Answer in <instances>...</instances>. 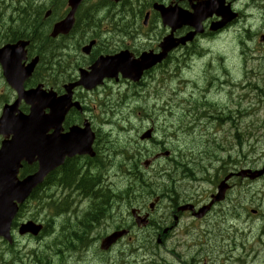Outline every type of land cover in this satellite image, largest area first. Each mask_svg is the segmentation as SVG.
Returning <instances> with one entry per match:
<instances>
[{"label": "rangeland", "instance_id": "obj_1", "mask_svg": "<svg viewBox=\"0 0 264 264\" xmlns=\"http://www.w3.org/2000/svg\"><path fill=\"white\" fill-rule=\"evenodd\" d=\"M29 1L35 6H50L48 0H23L22 8L26 9L25 17L30 12L29 8H25ZM137 1L130 0L122 7H114L106 4L105 0H89L85 3L81 16L84 17L82 14L84 11L94 8L97 18L101 19L100 25L106 26L108 22H105L104 19L109 14L104 13L108 9L117 13L125 12L131 16L133 6H136ZM14 5L18 6L17 3ZM63 11L65 13L64 7L60 6L59 12L62 15ZM133 15H136V12ZM20 16L21 14H16L15 26L20 24ZM140 23L138 17L136 25L139 26ZM152 29L157 36L164 35L165 30L160 25L158 27L154 25ZM79 35L81 34L78 31L74 39L56 43L57 46L64 45L71 49L68 52L70 53L69 59L76 60V67H72L68 73L73 77L78 75V67L84 65L80 59H77L80 52L76 45L84 39L88 41L91 33L84 31L83 37ZM242 35L243 33L234 27L216 38L202 41L205 42L201 44L206 51L204 57L187 58L183 63L172 61L149 74L142 85L132 86L126 82H119L110 83L105 89L103 88L108 91V108H102V110L106 109L107 112L101 114V109L97 108L95 115L98 118V126L103 127V133L108 135V140L104 143V145L108 144V154L112 155L114 160L117 159L132 166L136 164V174L142 175L150 185H158L159 181L155 179L156 173L160 168L171 166L173 159L160 158L153 162V158L157 154L170 152L173 158L186 163L188 160V158L186 160V156L190 157L202 152L203 140L201 142L193 140L199 139L196 133L191 138H187L191 131L184 128L180 133L178 126L183 123L190 124L199 116L200 106L202 107L204 104L203 107L208 112L214 110L213 113L220 117V120L217 121L218 126L213 123L207 132H202V137L208 133H214L211 138L213 139L215 136L216 140L220 141V148L217 152H213L212 147L207 145L205 150H211L214 155H218L222 159H227L230 155L232 157L230 160L233 161L231 167H237V170L262 169L264 166V53H262L264 47L258 46L261 52L256 54V59H242L239 43V37ZM258 41L259 38L256 39V42L253 41V44L257 46ZM140 44L143 46L146 41L137 42L136 49L142 47ZM261 56L263 59H260ZM68 64L69 61L65 60L64 65ZM225 70L229 74L226 78L232 82L233 86L227 85L221 88L218 83H215L213 87L207 85L212 75L224 73ZM204 76H207L206 81H204ZM224 78L220 75V79ZM244 82H251L250 90L242 87ZM255 85L262 89H255ZM201 89H204L202 96L205 99L198 96ZM3 90L4 87L0 83V91ZM1 93L8 94L7 91ZM83 95L85 96L86 93ZM91 95H86V98L89 99ZM192 96L198 97L186 105V100ZM92 105H97V102H93ZM185 105L186 108H184ZM188 107L190 108L189 113H187ZM1 111L2 108H0V115ZM227 117L229 120L225 119ZM153 128L155 129L154 137L150 141H141V136ZM1 140L0 137V143ZM107 152L103 153L104 157H107ZM123 154H125L124 157ZM134 155L136 158L133 160ZM147 161L149 166L148 169H145L144 163ZM114 170L110 172L109 180L117 188L109 186L116 190L124 189L125 180L117 177ZM134 177L135 175H133ZM239 182V180L236 181V183ZM186 183L181 184L183 188L194 187L192 189L195 191L196 188H199L200 192H209L212 188L207 183L188 184L187 181ZM147 190H150V187L142 192L138 190L136 194L139 196ZM156 194L160 196V194ZM246 194L249 195L247 198L249 201L253 198V201L248 205L249 209L264 212V178L255 182H242L236 195L244 197ZM126 198L127 195L121 197L122 200H126ZM154 200L155 195L146 201L136 199V205L147 207ZM33 205L23 211L19 223L26 222L38 215ZM162 207L164 208V206ZM129 210V206L124 201L121 213L126 222H129L127 218ZM49 219L48 214L38 217L39 221H48ZM261 222L260 218L247 216L233 222L231 225L235 224L236 228L231 234L229 243L221 242L220 240L223 238L219 237V240L215 241L218 251L211 254H207L205 250H202L203 247L199 246L200 234L204 227H200L199 233L198 224H191V221L186 218L168 239H163V244L159 247L155 246L159 239L142 240L140 239L142 235L139 232L131 245H127V241H123L110 253L100 254L99 244L101 241L98 242V240L107 235L109 231L114 230L117 223L105 222L98 230L94 229L90 248H81L76 252L67 251L59 241L58 237L62 231H59L60 221H56L52 224L54 233L41 241L31 237L17 236V244L11 250L0 240V264H5L11 258L13 261L20 260L21 257L26 264H45L44 260L49 261L48 264H193L191 262L193 258H196V264H264V246L257 241L260 239H257L259 233L263 234ZM220 226L221 229L227 227L225 224ZM79 229L84 230L85 227L81 226ZM240 245H244V247H240ZM140 247L144 249H140ZM153 248H157L160 252L156 257H152L149 254L151 252L146 251ZM172 250L181 254L178 259L168 254ZM33 251L37 252L33 253ZM201 251L204 253H200Z\"/></svg>", "mask_w": 264, "mask_h": 264}, {"label": "flooded vegetation", "instance_id": "obj_2", "mask_svg": "<svg viewBox=\"0 0 264 264\" xmlns=\"http://www.w3.org/2000/svg\"><path fill=\"white\" fill-rule=\"evenodd\" d=\"M205 0H138L136 3V6H133V10L131 13V16H128V14H125V12H119L112 11L108 9L104 14H109L108 17L104 19L105 22H108V25L101 26L100 18H94L93 16H86L83 20L79 16H76V23H79L80 25V31L81 35L80 37L84 36L85 33H91V36L87 40H83L81 43H79L77 46V49L79 50L80 54L77 56V59H80L84 64L83 66L78 67L79 71L80 69H89L100 57H113L116 55H119L123 52H129L134 58L139 57L143 52L145 51H154L158 52L159 43L162 40V38L170 32V29L164 28L162 25V21L160 18V15L155 11L154 7L157 3L164 5L165 7H171V8H179L182 11L191 12L193 9V6L196 5L198 2H202ZM227 3L230 5L232 11L236 14H238V18L233 21V23L230 25V27H235L240 32H247V33H254V35H251V38L249 42H256V39L259 37H264V0H226ZM14 3H17L18 6H15ZM106 4L114 7H122L125 5L124 3H120L117 5H112L106 2ZM23 0L19 2V0H0V49H3L4 47L8 45H14L20 41H29L31 44H34L35 41L38 43V47L42 45L45 52H53V56L50 57L48 55L47 57V65L44 67L43 64L39 67L40 71L38 73V78L36 79H30L24 83V88L26 90L35 88L37 86H43L44 89L47 90H54L58 96H62L65 94L64 86L66 84L73 83L77 81L78 75L76 77L71 76L68 72H70L72 67H76L75 61H71L69 58L70 56H66L71 49L66 48L62 52L63 55L60 54V46L58 47L56 42L59 43L63 40H72L76 37V34H71L67 37H58L56 40H54V45H52V41L48 39L47 35L44 33L43 24L34 25L31 27V32L28 34V27L24 23L26 13V9L22 8ZM5 9V10H4ZM134 12H136V15H133ZM21 14L19 20L20 24L18 26H15L16 23V14ZM133 16V18H132ZM138 17L140 18V25H136V20H138ZM39 19H35V21H38ZM48 20V19H47ZM219 19L214 17L212 20L207 21L205 24V32L203 34L204 37L206 36H216V34L211 33L209 31L210 24L212 22H216ZM81 21H84V25H81ZM45 23V21H44ZM158 27L159 25L165 30V35L159 37L156 33H154V30L152 29L153 26ZM16 27V28H15ZM229 27V28H230ZM15 28V29H14ZM36 30V31H35ZM84 30V31H83ZM189 32L188 28H181L177 33L175 34L176 37H181ZM99 34V35H98ZM49 36V34H48ZM44 37V39H43ZM47 39V40H46ZM200 40V39H199ZM44 41V42H43ZM47 41V42H46ZM95 41L94 45L90 49L89 53L83 54L82 49L84 46L88 45L90 42ZM139 41H146V44L142 46L141 48L136 49V43ZM264 41V38H263ZM29 45L28 47V60L27 63H29L34 57H37L40 55L37 51H34L32 49V45ZM254 45V44H253ZM261 46H264V42L261 44ZM76 49V47H75ZM186 49L180 48L176 50L173 54L170 55L169 59H172L173 55H175L176 58H178L177 52H184ZM49 54V53H48ZM41 56V55H40ZM68 60L69 64L64 65V61ZM62 74H65L66 81L62 82L60 80V76ZM46 81L48 83H46ZM52 81V82H49ZM121 81V80H120ZM0 83L3 85L4 90L0 91V108H4L6 105H12L17 100V95L15 91L7 84L2 68L0 66ZM110 83H117L115 80L108 81L106 80L102 87H98L93 91H85L83 88H77L74 91L73 95V101H78L82 105V111H78L75 108H72L67 115L66 119L63 122L61 134L65 135L68 134L72 128L79 127V129H83L85 122L88 121L93 129V131L96 134V143L94 150L96 151V157L95 161L98 163V167L96 168L97 173H99L96 177V184L91 188L93 195L96 199L98 198V201H107L105 198L107 197V190L109 189L106 178L108 169L104 168L106 164L108 163V147L107 144L104 145L105 141L107 140V134H104L102 131V127L98 126V118L96 117V110L97 108L101 109V114L106 113V109L102 110V108H108V99L104 95H108L107 90L105 89ZM1 93V92H6ZM86 93L92 94L89 96V99L86 98V95L83 94ZM102 98V100H100ZM93 102H97V105H92ZM19 108H28L24 102L20 103ZM107 152V157L103 156L104 152ZM199 157L202 159L204 167L207 172H212L213 167L209 164L207 160V156L204 151L200 152ZM91 158L88 156L83 157H76L73 159L68 160L70 163H84V166L82 169H73V173L75 175L74 178H80L83 177L86 173L87 166L91 164ZM218 163L223 164V159L218 160ZM118 175V174H117ZM136 180V175H135ZM80 182L77 184V187L81 186L82 178L79 180ZM199 181V178L196 180V182ZM87 182H90V176L87 178ZM194 182V181H193ZM166 184L168 186H172V182L170 183L167 179ZM235 186V185H234ZM233 186V187H234ZM82 187V186H81ZM233 187L232 190H233ZM112 196L116 198V200L110 201L112 204L115 201V204L113 205V208L116 210L115 212L119 213V209L123 206V203L125 200L121 199V195L118 193V190L111 189ZM228 192L226 196V200L228 199V196L230 192ZM115 191V192H114ZM105 192V193H104ZM182 195L180 194H170L167 196L166 201H169L168 204L170 208L165 209L164 212L160 213L159 208L161 204H158L155 208L150 209V202L148 206L144 205H136V198L132 196L130 193L131 200H128L130 208V212L133 209H137L139 211V214L141 216H148L150 219V222L153 221L154 224L165 225V229H168V234L173 233L176 228L181 223V217L183 214L178 213V208L180 206V203H178L179 199ZM194 197V196H193ZM192 204L203 206L204 202L200 201L198 199L191 200ZM224 202V203H225ZM84 203V202H83ZM81 203V204H83ZM148 203V202H147ZM224 203H219L215 205L212 210L209 213V217L216 213V214H225L224 209H221L224 205ZM79 204V206L81 205ZM91 204V203H90ZM92 206V204H91ZM102 206V203H94L93 207H96L97 210L100 209ZM101 210L105 211V207H101ZM99 213V212H98ZM103 213V212H100ZM105 215V214H103ZM120 216V213L115 216V219L118 220ZM122 216V215H121ZM207 218V217H206ZM204 219V221L206 220ZM194 221V219H192ZM200 222H203L200 221ZM136 231V228H134ZM170 234V235H171ZM230 263V262H228Z\"/></svg>", "mask_w": 264, "mask_h": 264}, {"label": "water", "instance_id": "obj_3", "mask_svg": "<svg viewBox=\"0 0 264 264\" xmlns=\"http://www.w3.org/2000/svg\"><path fill=\"white\" fill-rule=\"evenodd\" d=\"M82 2L83 0L69 1L71 11L65 20L54 26L51 34L53 38L59 35H68L71 32L75 23L76 11ZM156 9L160 12L164 25L172 28L173 32L184 26H189L194 31L180 40L175 41L173 35L166 38L161 45L162 53L159 55H155L153 52L144 53L136 60L129 57L127 53L113 58H101L89 71H81L80 81L66 86V95L59 98L55 93L42 94L39 88L23 92V84L31 77L38 61L36 59L27 67L22 65V61L26 59L25 49L28 43L7 46L0 51V63L7 81L19 91L20 100L24 99L26 104L31 107L29 115L18 112V104L4 108L0 120V134L6 138L0 149V237L12 241L11 226L18 211L17 204H23L34 189L43 183L45 177L64 163L65 157L86 153L93 155L91 147L94 135L89 128L81 132L72 130L67 136L59 134L68 110L72 106L78 107L77 104H72V91L75 87L83 86L87 90H91L100 85L104 78H115L119 73L123 78L139 82L144 72L162 63L170 51L179 45L192 42L197 34L203 33V22L212 17L214 13L222 18V22L214 25L211 28L213 31L226 26L235 18L230 7L225 5L224 0H208L200 3L193 8V14L160 6H157ZM92 45L85 48L84 51L88 53ZM47 110L48 113H46ZM53 130L56 133L48 135ZM10 137H12L11 140H9ZM150 137L151 132H148L142 138ZM23 162L29 165L38 163L39 167L35 174L20 181L18 174L23 167ZM263 173L262 171L256 172L249 177L255 179ZM248 174L250 172H242L239 176L244 178ZM226 190L227 186L223 183L219 187V195L215 201L222 200ZM205 212L206 209L198 217H202ZM41 229V226L29 222L22 226L20 234L38 235ZM120 236L121 234H114L107 238L102 248L108 249Z\"/></svg>", "mask_w": 264, "mask_h": 264}, {"label": "trees", "instance_id": "obj_4", "mask_svg": "<svg viewBox=\"0 0 264 264\" xmlns=\"http://www.w3.org/2000/svg\"><path fill=\"white\" fill-rule=\"evenodd\" d=\"M32 7H36L34 6L33 3L29 2V8H32ZM37 10H40V7H37ZM36 25V24H34ZM29 26H31V22H29ZM32 30L30 29L29 32H31ZM44 39V37H43ZM47 40V39H46ZM44 42V41H43ZM47 42V41H46ZM204 104L202 105V107L200 106V108H204L203 107ZM189 108V107H188ZM181 125V124H180ZM206 154H210V158H216V156L214 155V153H212V151L210 153H206ZM198 155H200V153H198ZM190 160L192 159V157H187L186 156V160ZM195 161H198L197 158H194L191 160V162H195ZM182 162V161H180ZM184 163V162H183ZM189 167V166H188ZM182 168L187 172V174L190 176V179L192 181H196L198 178L193 176V172H192V169L189 167L190 170H188L187 166L186 165H183ZM64 174L61 176V180L63 181H71L72 179H74V173H73V170L71 168V165H66L64 167ZM34 171V168H26L24 173L25 174H29V173H32ZM192 175V176H191ZM168 181L171 183H173L172 180H170L169 178H167ZM166 182V181H165ZM68 185H70V182L68 183ZM82 187H85L86 191H90V189L92 188V185H88V182H84L83 183V186ZM39 190H37L33 196H32V201H39L41 198V196L38 194ZM129 192H130V189H129ZM86 193V192H85ZM88 194V192H87ZM97 217H98V214L96 215H93L92 218H91V222H94L97 220ZM74 234V235H73ZM65 239H66V243L64 244V233L62 234V236L59 238V241L61 242V244L64 245L65 249L67 251H73L74 249H77V244L78 243H84V238H82L81 236L77 235L75 229H70L67 231V235H65ZM82 240V241H81ZM81 241V242H80ZM45 264H48L49 261H46L44 260Z\"/></svg>", "mask_w": 264, "mask_h": 264}, {"label": "bare ground", "instance_id": "obj_5", "mask_svg": "<svg viewBox=\"0 0 264 264\" xmlns=\"http://www.w3.org/2000/svg\"><path fill=\"white\" fill-rule=\"evenodd\" d=\"M5 10V9H4ZM99 35V34H98ZM134 179V181H135V183H136V180H135V177L133 178ZM165 181L167 182V178H165ZM165 182V183H166ZM194 182H196V181H194ZM172 184H174V182L172 183ZM130 189V188H129ZM131 193V192H130Z\"/></svg>", "mask_w": 264, "mask_h": 264}]
</instances>
